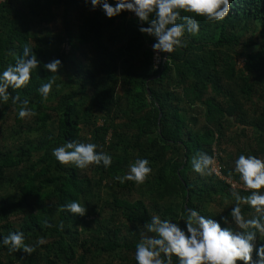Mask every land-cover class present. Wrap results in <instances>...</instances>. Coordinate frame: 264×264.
I'll use <instances>...</instances> for the list:
<instances>
[{"label":"trees","instance_id":"trees-1","mask_svg":"<svg viewBox=\"0 0 264 264\" xmlns=\"http://www.w3.org/2000/svg\"><path fill=\"white\" fill-rule=\"evenodd\" d=\"M196 19L199 32L156 63L153 38L129 12L106 18L85 0H0V69L25 44L43 63H62L58 75L38 66L0 103V235L23 231L34 247L28 255L0 246V264H135L137 229L152 215L179 223L187 207L230 223L232 192L247 194L234 159H264V0H231L220 22ZM49 80L41 100L37 88ZM17 94L35 115L17 118ZM65 140L95 143L111 166L60 165L51 150ZM198 151L216 155L219 176L192 171ZM137 157L151 174L119 182ZM72 200L85 216L61 210Z\"/></svg>","mask_w":264,"mask_h":264},{"label":"clouds","instance_id":"clouds-1","mask_svg":"<svg viewBox=\"0 0 264 264\" xmlns=\"http://www.w3.org/2000/svg\"><path fill=\"white\" fill-rule=\"evenodd\" d=\"M92 10L97 7L106 18L119 16L122 12L132 13L138 20L137 30L153 38L151 45L156 63L167 60V55L184 44L185 33L196 34L200 30L197 17L208 22H220L230 13L231 0H85ZM191 13L192 15H182ZM177 21H181L178 23ZM144 24H147L145 27ZM42 67L48 73L58 75L62 67L59 58L43 63L27 44L21 54L14 57V63L0 69V103L9 100V89H23L33 79L32 73ZM156 64L153 65L155 68ZM59 87V85H57ZM53 89V81L41 83L37 88L41 100H47ZM13 104L19 102L16 116L24 119L35 115L28 107L27 99L11 96ZM92 142L65 140L51 150V155L60 165H73L85 169L90 165L107 169L113 162L112 156L98 151ZM232 172L238 174L239 182L246 195L233 191L234 203L228 217L220 221L201 215L195 208H185V215L175 220L152 215L137 229L140 238L134 249L135 264H264V243H258L264 236V159L253 154L240 153L234 159ZM151 162L137 157L127 165V171L116 179L123 183L131 181L142 184L151 174ZM191 169L200 176H219L216 155L198 151L191 160ZM241 205H247L254 213L246 218ZM61 210L74 216H85L86 205L76 200L60 206ZM222 224L225 225L222 227ZM229 225H235V228ZM142 229V230H141ZM43 243L40 239L37 244ZM0 246L9 254L22 251L31 254L34 247L25 243V233L20 230L0 235ZM253 253L255 258H253Z\"/></svg>","mask_w":264,"mask_h":264},{"label":"rangeland","instance_id":"rangeland-1","mask_svg":"<svg viewBox=\"0 0 264 264\" xmlns=\"http://www.w3.org/2000/svg\"><path fill=\"white\" fill-rule=\"evenodd\" d=\"M10 124H12V121L11 120L8 121V125H10ZM0 125H2L1 122H0ZM2 127L3 128H7V123H6V125H3ZM5 134H7V133H5ZM2 137H6V135H2ZM7 144H10V142H7Z\"/></svg>","mask_w":264,"mask_h":264},{"label":"built area","instance_id":"built-area-1","mask_svg":"<svg viewBox=\"0 0 264 264\" xmlns=\"http://www.w3.org/2000/svg\"><path fill=\"white\" fill-rule=\"evenodd\" d=\"M129 16L133 17L134 15L132 13H129ZM218 170H219V168H218ZM232 186L235 187V184H232Z\"/></svg>","mask_w":264,"mask_h":264}]
</instances>
